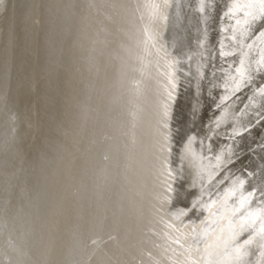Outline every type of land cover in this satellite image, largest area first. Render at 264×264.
<instances>
[{
    "label": "bare ground",
    "instance_id": "6f19581e",
    "mask_svg": "<svg viewBox=\"0 0 264 264\" xmlns=\"http://www.w3.org/2000/svg\"><path fill=\"white\" fill-rule=\"evenodd\" d=\"M256 129L264 0H0V264H264Z\"/></svg>",
    "mask_w": 264,
    "mask_h": 264
},
{
    "label": "water",
    "instance_id": "95a60500",
    "mask_svg": "<svg viewBox=\"0 0 264 264\" xmlns=\"http://www.w3.org/2000/svg\"><path fill=\"white\" fill-rule=\"evenodd\" d=\"M258 129V128H257ZM254 132L255 138L253 139L254 142L260 143V149L259 150H251L246 147V151L243 155V158L247 165H250V158L253 157V153L256 155V158H254V164L255 166H258V178L264 179V133L261 132V130H257ZM251 144V143H250ZM249 145V144H248ZM264 193V192H263ZM264 195V194H263Z\"/></svg>",
    "mask_w": 264,
    "mask_h": 264
},
{
    "label": "rangeland",
    "instance_id": "374dc122",
    "mask_svg": "<svg viewBox=\"0 0 264 264\" xmlns=\"http://www.w3.org/2000/svg\"><path fill=\"white\" fill-rule=\"evenodd\" d=\"M256 158V157H255Z\"/></svg>",
    "mask_w": 264,
    "mask_h": 264
}]
</instances>
